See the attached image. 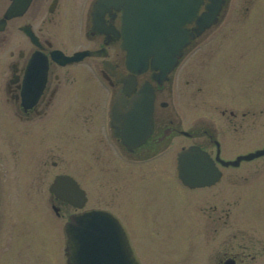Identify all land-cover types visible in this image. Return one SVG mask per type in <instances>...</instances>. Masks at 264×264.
<instances>
[{"label":"flooded vegetation","instance_id":"1","mask_svg":"<svg viewBox=\"0 0 264 264\" xmlns=\"http://www.w3.org/2000/svg\"><path fill=\"white\" fill-rule=\"evenodd\" d=\"M98 1L30 0L22 15L7 21L5 30L0 33V45L7 44L8 38L19 33L25 25L34 30L40 43L36 46L28 39L24 41L26 45L21 44L22 47L17 49V45L14 46L8 56L0 61L4 64L0 73L1 84L6 88L11 116L22 119L29 133L33 128H40L45 133L41 137L44 159H48L51 151L60 152L62 155H56L58 159L52 162V166H62L63 174L80 179H89L91 174L90 178L94 180V166L98 168V163H102L103 186L114 185L111 190L120 191L122 198L125 197L127 185L131 188L142 184L143 168L152 166L145 171L147 176L157 171L153 167L156 166V163L153 164L155 158L167 153L170 148V155L192 146L209 153L221 172V178L207 187L186 186L176 177V162L175 171L170 160L168 164L161 162L163 169L160 171L164 173V169L170 168V188L176 186L182 193L175 194V198L176 195L178 198L177 206L169 217L168 230L173 233L169 242L171 241L170 246L176 251L175 258L169 264H264V155L251 161H242L235 167L225 166L221 160H217V154L228 161L242 154L264 150V133H255L264 126V98L250 99L253 94L248 98L247 111L241 114L234 110L229 112L227 124L222 123V131L231 129L235 134L233 144H228L227 137L221 133V127L214 126L216 121L213 123L211 120L198 118L193 119V124L186 126L187 122L181 118L177 107H171L170 103V85L174 82L177 70L163 80L159 76L160 72L151 67L143 73L131 74L126 64L127 53L123 44L124 8L127 0H119V9H116V0H107L96 10ZM12 3L13 0H0V19ZM74 8L78 10L76 22L72 17ZM229 10V7L223 8L219 23L192 40L190 46L183 51L178 68L191 54L198 52L197 48L204 47V43L214 32L220 30ZM204 11L205 8H202L200 12ZM58 22L78 24L79 46L74 52L92 51L97 52L96 56L88 55L73 65L58 64L52 57L54 43L43 34L44 25ZM195 26L193 22L186 25V28L192 31ZM261 26L262 34H247V39L242 43H237V37L231 47L233 63L236 65L234 68L238 70L234 71L233 76L239 78L240 88L246 86L248 91L255 93L256 87L263 90L264 94V82L260 84L264 81V17ZM249 29L256 31L251 27ZM36 52L39 56H34ZM245 68L248 69L244 70ZM250 76L252 79L245 84L244 81ZM145 84L153 87L154 128L151 135L142 142L141 131L129 130L128 113L131 111V101ZM251 84L256 86H250ZM236 86L239 87L237 84ZM68 92L73 97L67 99L66 113L63 110L64 105L60 103L63 97L66 99ZM121 94L124 95V103L115 107ZM166 94L169 95L167 100L164 98ZM86 95L90 97H85ZM228 98L236 103L232 100L234 97ZM227 111L228 109H224L220 113L224 117ZM60 120L67 121L66 129ZM132 123L138 129L136 122ZM238 133L246 135L243 144H240ZM51 141H55V144L48 147ZM243 148L245 151L239 152ZM71 153L72 167L69 169L67 156ZM223 153L237 155L235 158H227L223 157ZM80 156L87 157V162H80ZM171 191L172 189L170 193ZM197 191L208 192L199 196ZM227 192L232 193V198L245 199L253 205L250 229L242 236H239L237 230L245 222L246 216L242 218V210H233L230 207ZM198 203L204 204V216L202 218L199 215L201 221L192 229L194 219L191 216ZM237 206L236 202L234 208ZM62 207L60 204L58 216L62 215ZM109 207L107 206L121 216V205L118 211ZM139 228L136 229L139 231ZM130 236L142 262L140 244L134 242L133 235ZM19 239L21 238L16 236L15 242L11 241L4 251L0 250V264H35L31 249L25 242H19ZM56 264H62L61 259L56 260Z\"/></svg>","mask_w":264,"mask_h":264},{"label":"rangeland","instance_id":"2","mask_svg":"<svg viewBox=\"0 0 264 264\" xmlns=\"http://www.w3.org/2000/svg\"><path fill=\"white\" fill-rule=\"evenodd\" d=\"M263 9L264 0H231L229 14L220 30L214 32L212 37L204 43V47L197 48L198 52L191 54L177 69L174 82L172 86L170 85V103H172L171 107H177L181 118L187 122L186 126L189 123L193 124V119L198 118L208 119L213 123L216 121L214 126L221 127V133L227 137L228 144H233L235 134L231 129L228 128L226 132L222 131V123L227 124L229 112L234 110L235 113L241 114L247 111L249 108L248 98L253 94L250 99L262 100L264 98L263 90L260 88L255 87L256 94L253 91H248L246 86L240 88L239 78L236 79L233 76L234 71L238 70L234 68L236 65L233 63V48L231 47V43L240 35L244 34L237 39V43H242L243 39H247V34L249 36H252L253 33L262 34ZM72 17L76 22L77 8H74ZM57 18H59L58 15ZM59 23L44 25L43 34L50 39L49 33L52 34L56 47L71 53L79 46L77 35L79 26L78 24ZM249 27L256 31H252ZM17 35L23 37L21 33L12 34L8 38L7 44L0 45V61L8 56L14 46L17 45V49L22 47L21 44L26 45L22 37L19 38ZM223 45L225 46L222 47ZM239 57L242 56L239 55ZM0 65L1 73L4 64ZM240 74L241 71L238 72V76ZM251 79V76L246 79L245 84ZM240 81L243 80L240 79ZM236 84L240 86L237 87ZM250 86H256V84ZM5 91L6 88L1 84L0 77V250L4 251L6 247L10 246L11 241L15 242L17 236V238H21L19 242H25L31 249V256L34 257L35 264H56V260L60 259V254L62 256L64 246L63 227L68 217L74 213L72 207L64 205L62 215L57 216L53 206H57L59 203L49 192V187L55 176L63 173L62 166L57 168L52 166V162L58 159H56V155L61 156L62 154L51 151L48 154V159H44L43 139L41 138L44 136V132L40 128H33L29 133L26 131V125L22 123V119L13 117L21 127L17 124L18 122L8 116V109L11 107ZM1 92L4 94L2 95ZM168 96L166 94L164 98L167 100ZM72 97V93L68 92L65 95L66 99L63 97L61 100L60 104L64 105L63 110L66 113L67 99ZM85 97H90V95ZM228 97H234L232 100L236 103L231 102ZM206 99L209 101L205 102ZM224 109H228V111L227 115L223 117L220 112ZM60 123L63 128L68 127L66 120H60ZM53 129L55 130V127ZM258 132L263 135L264 126L256 130L255 133ZM238 135L236 136L239 137L240 144H243L246 135L242 133H238ZM49 144L48 147H52L55 141H51ZM244 148L239 149V152L245 151ZM170 151L171 148L167 153H162L155 158L153 164L156 163V166L153 167L157 171H153L154 174L145 175V171L151 169L152 166L148 169L143 168L141 170L144 173L142 184L131 188H128L129 185H127L123 198L120 191L111 190L114 185L103 186L101 179L104 176V165L102 163H98V168L94 166V180L90 178L91 174L88 176L89 179L81 178L83 187L90 195L87 208L110 206L109 208L118 211L119 205H121L120 215L123 218L121 216L120 218L123 219L128 232L133 235L134 242L140 244L142 264H169L170 260L176 256V251L170 246L171 241L169 242L170 235H173L168 230L169 217L177 206L178 198L177 195L175 198V194L182 193L176 186L170 188V168L164 169V173L160 171L163 169L161 162L168 164L169 160L172 163L173 171H175V161L179 150L171 155ZM222 155L227 158H235L237 154L223 153ZM72 156V153L67 156L69 169L72 167L70 164ZM87 156L90 157V154ZM83 162H87V157ZM45 163H47L46 166ZM170 189H172L171 193ZM205 192L208 191H197L196 194L200 196ZM227 197L230 207L233 210H242V218L246 216L245 222L241 225L243 228L240 227L237 230L239 236H242L250 229L253 205L247 203L245 199L232 198V193L227 192ZM236 202L238 206L234 208ZM198 205L194 207V213L191 216L194 219V224L191 225L192 229L201 221L199 215L202 218L204 216V204L198 203ZM173 220L177 224V221ZM137 227H140L139 231L136 229ZM196 230L199 231V228Z\"/></svg>","mask_w":264,"mask_h":264},{"label":"water","instance_id":"3","mask_svg":"<svg viewBox=\"0 0 264 264\" xmlns=\"http://www.w3.org/2000/svg\"><path fill=\"white\" fill-rule=\"evenodd\" d=\"M204 0H152V4L142 6V51L137 54L135 42L130 48V63L134 71L145 70L148 61L153 57V67L161 68L166 63L167 57L157 51L170 50V70L177 64V54H180L184 46L188 44L190 33L184 30V25L191 22ZM225 0H211L207 6L209 12L198 18L200 29L209 27L216 21L219 8ZM26 3V2H24ZM24 10V9H23ZM16 12V13H15ZM17 8L12 7L6 18L17 14ZM5 27V21L0 23V31ZM29 35L31 33L27 32ZM147 40V41H146ZM156 44L151 47V42ZM170 45V46H169ZM149 49V50H145ZM152 51V52H151ZM165 51V52H166ZM173 54V55H172ZM74 58H64L66 62H72ZM155 62L157 66L155 67ZM136 68V69H135ZM142 68V69H141ZM135 113L141 122H151L153 109V96L145 90L137 96L133 102ZM144 138V135H143ZM196 155L189 150L180 155L181 172L186 170V165L192 170L195 163L202 160L209 161L207 156ZM244 159L251 156L243 157ZM186 163V165H185ZM204 168H200L202 170ZM186 181V175L180 173ZM194 176L193 178H198ZM202 184V183H200ZM51 191L63 199L68 200L77 207H83L86 202L84 191L71 179L58 177ZM66 235V264H139L130 244V240L121 222L113 214L102 210H90L73 215L65 228Z\"/></svg>","mask_w":264,"mask_h":264}]
</instances>
